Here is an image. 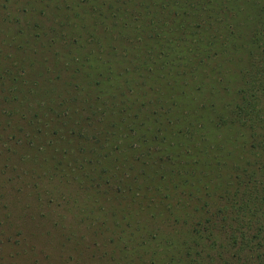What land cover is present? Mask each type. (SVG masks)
Returning a JSON list of instances; mask_svg holds the SVG:
<instances>
[{"label": "rangeland", "instance_id": "374dc122", "mask_svg": "<svg viewBox=\"0 0 264 264\" xmlns=\"http://www.w3.org/2000/svg\"><path fill=\"white\" fill-rule=\"evenodd\" d=\"M172 1L0 0V264H243L224 233L213 241L190 228L207 211L234 210L235 180L259 160L251 132L230 118L264 0ZM106 31L114 37L99 41ZM147 34L164 54L134 73L156 76L148 95L76 67L94 43L117 44L116 71L130 77L122 59L140 65L133 51ZM159 66L194 74L182 87L193 91L154 94L169 81Z\"/></svg>", "mask_w": 264, "mask_h": 264}, {"label": "trees", "instance_id": "16d2710c", "mask_svg": "<svg viewBox=\"0 0 264 264\" xmlns=\"http://www.w3.org/2000/svg\"><path fill=\"white\" fill-rule=\"evenodd\" d=\"M171 6L177 8L176 0L171 2ZM262 11V16L264 18V6ZM183 13L187 14L186 11H183ZM173 14L175 15L174 12ZM205 18H208V16L205 15ZM134 20H138V18H134ZM212 20L215 23L220 22L218 19L216 21L214 19ZM258 24V29H254V32H252L253 34L251 35L253 43L255 44V39L257 45L254 51L252 50V52H250L251 54L249 53L248 67L244 71L243 81L241 84L242 87L237 91L238 99L236 104L233 106L230 123L237 124L242 129L251 132L252 141L250 144L247 142V146L248 148L250 147L254 149L253 152H257V157H259L260 161L257 160V162H255V165H257L255 169L249 171L244 169L242 177L235 180L237 187L243 186V191L239 192V194L241 193L239 204L236 208H234V210L228 206H224L216 208L214 211H207L205 212V214L207 213V217L202 218L201 216L200 220L192 223L190 228L191 233L196 238H200L204 232H207V239H211L213 241L215 240L214 232H216V230H219L220 233H224L228 247L235 249L231 254V258L236 261L242 260L243 264H250V261L253 260L255 261V264H264V30L261 28V19L258 21ZM184 30V28L180 29L179 33L181 36L185 35ZM117 32H119V30ZM203 32L206 33L205 27H203ZM223 32L224 34L229 33L227 29L223 30ZM164 34L166 36H174V31L165 28ZM112 37H114V33H111L110 31H106L104 34L97 36L99 41H104L106 39L111 41ZM143 38H145V42H141L138 38L137 42L143 44L141 47L135 48L133 51L134 59L140 65L136 66L132 60L122 59V61L126 62V66L122 70H124L125 73H127V76L130 77L121 78V74L116 71V65L121 64V62L118 63L113 60L116 50L119 49L117 44L110 45L94 43L95 48L91 49L92 46L87 47L83 55L84 62H79L76 67L80 69L81 66L87 65L89 67L88 70H97L101 73L103 71L108 72L109 70L108 75L102 76L104 80L109 81L111 84L108 86H111L114 89L118 87L125 88L127 84L132 83L130 86H132L134 90L129 89V94L133 93L139 97L142 95H148L149 92L153 91V83L157 82L156 76L151 78L138 75V77H141L143 80L137 81V75L134 76V73L139 69H142L145 64L153 63V60L146 58L151 52H154L155 56L160 55L163 57L164 54H162V43L158 44L156 42L158 35L153 37L152 35L147 34ZM149 39H152L154 42H148ZM163 41L166 43L168 39H163ZM206 42L218 47L221 46V43H215V39L208 38ZM156 43L158 45L154 47L155 49L150 47ZM191 45L194 52L199 51L201 54L208 56L209 53L204 51V45L196 44L194 42H192ZM127 50L130 49L127 48ZM218 54V51L214 53V55ZM102 57H105L106 59L103 60L101 59ZM163 62L167 64L166 58H163ZM159 67L160 68L158 69L160 72H167V68L165 69L164 67ZM186 70L187 69L178 70L176 67L172 66V70H169L166 73L169 76V81L164 82V80L163 82H158L156 87L157 90L154 94L161 96L163 92L165 93L164 90H161V92L159 91V88L161 89V87H168L171 90L177 87L180 89V92H192V88L182 89L183 86L187 85L194 78V74L187 76V79L182 78L181 73H186ZM148 73L153 75V72L149 68ZM207 74L209 77L212 75V73ZM207 74H205V76ZM215 80L218 81L219 78ZM102 81L103 80L97 79L95 83L100 91L101 88H103L102 86L105 85L101 84L99 86L100 83H103ZM114 94L115 95H112L113 97L124 95L122 92ZM99 97L101 96L99 95ZM125 111L126 109L124 112ZM102 114H104V112L100 113V115ZM219 119L221 120V123L219 124L226 122H224V119L221 117H219ZM130 132L135 133V131ZM262 158L263 160H261ZM217 224H220V226H217ZM192 248V245L189 246L187 251L190 252ZM207 258H209L210 262L213 261V258L210 256ZM194 262L195 264H203L205 261L200 262V260H194ZM190 263L193 264V261H190ZM217 264H229V262L225 258H219Z\"/></svg>", "mask_w": 264, "mask_h": 264}]
</instances>
